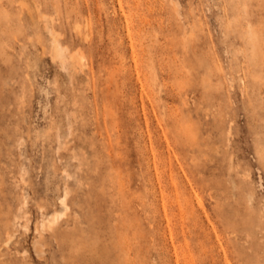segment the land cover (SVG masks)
Masks as SVG:
<instances>
[{
	"label": "rangeland",
	"instance_id": "rangeland-1",
	"mask_svg": "<svg viewBox=\"0 0 264 264\" xmlns=\"http://www.w3.org/2000/svg\"><path fill=\"white\" fill-rule=\"evenodd\" d=\"M0 264H264V0H0Z\"/></svg>",
	"mask_w": 264,
	"mask_h": 264
},
{
	"label": "bare ground",
	"instance_id": "bare-ground-1",
	"mask_svg": "<svg viewBox=\"0 0 264 264\" xmlns=\"http://www.w3.org/2000/svg\"><path fill=\"white\" fill-rule=\"evenodd\" d=\"M63 52H64V50H63V48H62V46L59 44V42L57 41V39H56V37L54 36L53 37V53H54V56L56 57V58H59L60 59V61H61V63L63 62ZM66 196H64V198H62L61 200H60V205L64 208V210H67V206H66ZM196 204H197V206L200 208V209H202V205H201V203L199 202V201H197L196 202ZM192 209V211H194V212H196L197 210H195V209H193V207L191 208ZM198 209V208H197ZM199 210V209H198ZM204 210V209H203ZM63 214H56V215H53L51 218H48L47 220H46V222H44V225L42 224L41 225V227L43 228V226H45V227H47V228H49L50 230H51V228L54 226V225H56V223L59 221V219H61V217H63L62 216ZM206 216V215H205ZM210 217V216H209ZM208 217V218H209ZM214 219V218H213ZM211 221V220H210ZM216 221V220H215ZM209 222V221H208ZM206 223H207V220H206ZM210 223V226L211 225H213V224H211V222H209ZM215 228V227H214ZM211 229H213V228H210V230ZM214 230V229H213ZM211 232V231H210ZM217 232V231H216ZM212 233V232H211ZM212 234H214L215 235V231H214V233H212ZM217 234V233H216ZM219 234V233H218ZM209 235V234H208ZM211 236V235H210ZM245 236H246V238H248L249 236H251V234H245ZM171 238V237H170ZM215 238H217V237H215ZM219 240V239H218ZM248 239H246V241H247ZM220 241V240H219ZM220 244V243H219ZM251 244V243H250ZM220 246V248H221V245H219ZM224 247V246H223ZM222 249V248H221ZM222 251V250H221ZM223 252V258L226 260L227 259V256L225 255V251L223 250L222 251Z\"/></svg>",
	"mask_w": 264,
	"mask_h": 264
}]
</instances>
